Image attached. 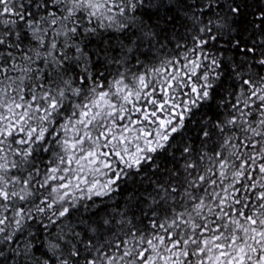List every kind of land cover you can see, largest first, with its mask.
<instances>
[{
	"label": "snow or ice",
	"instance_id": "6c2138e0",
	"mask_svg": "<svg viewBox=\"0 0 264 264\" xmlns=\"http://www.w3.org/2000/svg\"><path fill=\"white\" fill-rule=\"evenodd\" d=\"M0 264H264V0H0Z\"/></svg>",
	"mask_w": 264,
	"mask_h": 264
}]
</instances>
